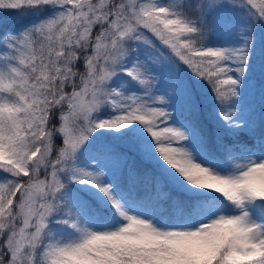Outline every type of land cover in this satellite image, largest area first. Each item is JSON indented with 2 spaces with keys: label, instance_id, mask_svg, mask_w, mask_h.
Returning a JSON list of instances; mask_svg holds the SVG:
<instances>
[{
  "label": "snow or ice",
  "instance_id": "obj_1",
  "mask_svg": "<svg viewBox=\"0 0 264 264\" xmlns=\"http://www.w3.org/2000/svg\"><path fill=\"white\" fill-rule=\"evenodd\" d=\"M7 13L0 264H264V0Z\"/></svg>",
  "mask_w": 264,
  "mask_h": 264
},
{
  "label": "trees",
  "instance_id": "obj_2",
  "mask_svg": "<svg viewBox=\"0 0 264 264\" xmlns=\"http://www.w3.org/2000/svg\"><path fill=\"white\" fill-rule=\"evenodd\" d=\"M192 2L195 3L196 0H192ZM0 21H6V23L0 24V28H14L19 22L15 13L0 14ZM253 99L258 108L259 107L258 91L254 94ZM145 167H148V166L145 165Z\"/></svg>",
  "mask_w": 264,
  "mask_h": 264
}]
</instances>
